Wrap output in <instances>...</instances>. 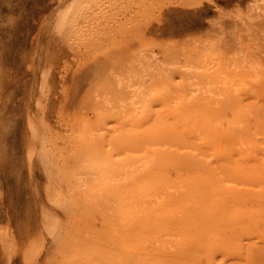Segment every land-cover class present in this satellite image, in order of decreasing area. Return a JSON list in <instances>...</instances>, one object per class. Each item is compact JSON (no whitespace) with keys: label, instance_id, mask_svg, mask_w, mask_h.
<instances>
[{"label":"rangeland","instance_id":"rangeland-1","mask_svg":"<svg viewBox=\"0 0 264 264\" xmlns=\"http://www.w3.org/2000/svg\"><path fill=\"white\" fill-rule=\"evenodd\" d=\"M0 264H264V0H0Z\"/></svg>","mask_w":264,"mask_h":264},{"label":"bare ground","instance_id":"bare-ground-1","mask_svg":"<svg viewBox=\"0 0 264 264\" xmlns=\"http://www.w3.org/2000/svg\"><path fill=\"white\" fill-rule=\"evenodd\" d=\"M133 105H134V103H133ZM140 107H141V106H140ZM136 108L138 109V107H137V106H136ZM90 173H92V172H90ZM90 175H91V174H90ZM155 253H156V252H155ZM152 254H153V253H152ZM160 255H161V254H160ZM157 257H158V256H157ZM157 257H156V258H157Z\"/></svg>","mask_w":264,"mask_h":264}]
</instances>
